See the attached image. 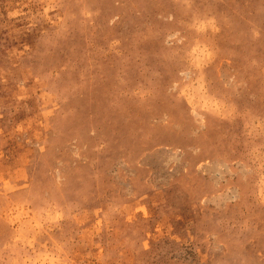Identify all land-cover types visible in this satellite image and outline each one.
<instances>
[{"label": "rangeland", "instance_id": "374dc122", "mask_svg": "<svg viewBox=\"0 0 264 264\" xmlns=\"http://www.w3.org/2000/svg\"><path fill=\"white\" fill-rule=\"evenodd\" d=\"M0 264H264V0H0Z\"/></svg>", "mask_w": 264, "mask_h": 264}]
</instances>
